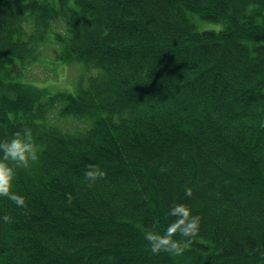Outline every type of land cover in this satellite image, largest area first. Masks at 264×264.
<instances>
[{"label":"trees","instance_id":"trees-1","mask_svg":"<svg viewBox=\"0 0 264 264\" xmlns=\"http://www.w3.org/2000/svg\"><path fill=\"white\" fill-rule=\"evenodd\" d=\"M34 63L85 72L48 93ZM23 128L39 159L26 209L0 197V264H264V0H0V141ZM173 204L200 231L153 255Z\"/></svg>","mask_w":264,"mask_h":264},{"label":"clouds","instance_id":"clouds-1","mask_svg":"<svg viewBox=\"0 0 264 264\" xmlns=\"http://www.w3.org/2000/svg\"><path fill=\"white\" fill-rule=\"evenodd\" d=\"M30 128H23L16 131L10 139L0 141V197H5L15 204L18 208H27L24 196L13 191V181L17 169L27 168L30 163L39 159L38 150L32 140ZM161 172L167 169L161 168ZM105 172L95 164L86 166L84 178L92 183L103 179ZM193 190L186 187L185 196L191 197ZM75 197L71 193L66 194L68 205L71 206ZM167 215L175 219L167 226L163 234L147 232L145 239L148 241L150 251L153 255L162 252L171 255H182L187 246L192 242V238L197 236L200 231L201 217L193 215L185 204H173ZM3 223H11L13 218L9 215L0 217ZM179 235L182 240L175 239ZM260 255L264 257V252Z\"/></svg>","mask_w":264,"mask_h":264},{"label":"rangeland","instance_id":"rangeland-1","mask_svg":"<svg viewBox=\"0 0 264 264\" xmlns=\"http://www.w3.org/2000/svg\"><path fill=\"white\" fill-rule=\"evenodd\" d=\"M71 4H74L75 0H69ZM199 18V17H198ZM206 22L205 24H198L200 29H220L221 24L218 22H213V21H207V20H202ZM45 59L48 60H54L55 61V54L54 51L51 49V47H46L45 51ZM38 63V62H37ZM37 63L31 64L28 69H29V75L33 73L34 78L27 79L29 82L35 84L36 86H39L41 89L46 90L48 93H55L56 91H63V90H69L73 91L75 87L77 86V83L75 82V78H78V76L84 75L83 73L85 72L83 70V65L79 62L77 64L81 65H73L69 66L68 69H58L60 67H56L55 69H58V72H54V69H49L47 67L42 68V67H37ZM62 66L65 65V63H60ZM35 65V67H33ZM85 68V67H84ZM78 80V79H76Z\"/></svg>","mask_w":264,"mask_h":264}]
</instances>
